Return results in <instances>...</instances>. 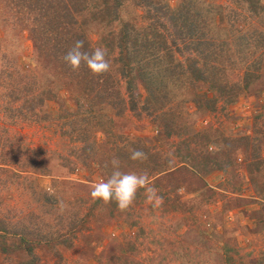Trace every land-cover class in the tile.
Listing matches in <instances>:
<instances>
[{
    "label": "trees",
    "instance_id": "16d2710c",
    "mask_svg": "<svg viewBox=\"0 0 264 264\" xmlns=\"http://www.w3.org/2000/svg\"><path fill=\"white\" fill-rule=\"evenodd\" d=\"M170 1L0 0L4 115L17 128L58 122L55 132L67 147L65 152L31 147L25 134L14 131L9 136V128L0 127V184L6 188L17 181L31 202L26 212L0 213V264H42L40 252L61 260L62 249L73 248L79 237L119 222L138 227L142 212L156 209L145 207L143 189L134 205L121 212L115 202L94 201L89 184L55 178L59 172L94 173L96 164L107 179L113 155L121 160L122 171H148L163 197L157 209L185 213L195 226L190 233L194 239L215 234L207 228L213 215L203 212V220L198 214L203 203L221 200L227 211V205L245 202L242 196L233 197L241 191L238 168L245 167L264 201L261 148L250 154L257 148L255 136L227 135L212 125L198 128L201 116L225 111L243 95L264 94V5L261 0H230V7L217 0H180L174 8ZM22 24L35 51V67L29 71L18 64L17 47L2 50L10 43L18 45L17 28ZM77 39L85 40L87 50L106 47L111 71L96 77L82 66L73 72L61 57ZM69 101L77 108L68 106ZM52 102L60 106L57 116L49 109ZM128 112L137 120L146 116L165 138L176 140L172 154L168 150L164 155L144 139L121 132L126 126L119 119ZM133 148L147 153V160L131 161ZM215 172L224 176L219 189L223 192L206 187V178ZM40 178L53 179L50 191ZM186 185L202 192L194 201L180 202L175 191ZM7 198L0 195V206ZM262 221L264 226V215ZM138 243L107 242L97 261L139 264L134 256ZM224 246L220 263L244 264L239 249L228 248L227 242ZM250 263L254 262L249 259L246 264ZM258 264H264V258Z\"/></svg>",
    "mask_w": 264,
    "mask_h": 264
},
{
    "label": "rangeland",
    "instance_id": "374dc122",
    "mask_svg": "<svg viewBox=\"0 0 264 264\" xmlns=\"http://www.w3.org/2000/svg\"><path fill=\"white\" fill-rule=\"evenodd\" d=\"M179 1L171 0L170 4L176 8ZM261 1L264 5V0ZM217 2L230 7V0H217ZM251 23L253 25L256 21L251 20ZM24 28L26 27L23 24L17 28L21 34V40L18 45L10 43V48L3 47L2 50L8 51L17 47L20 57L18 64L22 65L25 71H29L35 67V51L33 42L29 37L30 33L25 31ZM0 36H3L2 32H0ZM62 94L67 100L68 95L65 92ZM140 94L142 102L144 100L142 97L145 96L143 89L140 90ZM1 103L0 101V127L6 125L10 130L9 136L13 135L14 131H19L25 134L31 147H44L61 152L67 150L66 144L64 145L61 140V136L55 132L58 128V122L53 125L48 122L42 125H21L17 128L9 125L10 120L4 115V104ZM68 106L73 109L77 108L70 101ZM49 109L52 111L53 116H57L60 106L52 102L49 103ZM106 113H110V111L108 110ZM198 121V128L200 129L212 125L214 128H222L227 135L255 136L257 148L251 149L250 154H256L257 149L261 148L260 157L264 158V94L243 95L236 103L228 106L225 111L218 110L216 113L205 114ZM119 122L126 126V128L121 129V132H126L131 138L144 139L146 144L156 147L164 155L168 150V153L172 154V142L176 140L165 138L146 116L142 120H137L132 113L128 112L123 119H119ZM98 136L101 137L100 134ZM212 150L216 151L217 149L212 146ZM96 166L95 164L94 173L85 170H76L72 174L59 172V175L55 178L76 184H89L91 187L95 182L102 179L106 180L100 168ZM262 168H264V165ZM235 173H239L240 176L238 178H240L242 185L240 187L241 191H236L237 193L233 197L242 196L245 198V202L237 201L232 205H227L229 210L225 211L226 205L221 200H217L210 204L203 203L204 208L198 211L199 216L203 220L206 219V214H203V212H210L213 215L212 222L210 221L207 226V228H213L212 230L215 232L211 238L203 239L202 236L196 239L192 238L190 233L192 230L195 231V226L191 224L193 223L192 220H189V218L186 220L185 213L174 210L169 213H162L161 210L156 208L154 211H143L141 217L137 218L139 226L136 228L131 229L126 223L119 222V224L114 226H105L101 231L102 234L79 237L75 241L73 248L62 249L61 260L50 254L40 252L43 260L42 264H99L97 256L104 251L106 243L114 239L120 242H123L124 239L135 242L139 240L138 252L134 255L135 260L139 264H222L219 261V256L226 242L228 248L239 249V256H242L244 264L248 263L249 259L250 262H254L253 264H258L259 260L264 258V226L260 225L263 222L264 201L254 191L244 166L238 168ZM40 180L41 185L50 191L53 179L40 178ZM223 181L224 176L221 172L212 173L206 178V187L210 190L223 192V189L219 190ZM188 185L184 186L188 187L186 189L175 191L179 196L180 202L194 201L196 196L202 192L193 189L189 190V188L194 187H192L193 185ZM198 186L199 184L196 187ZM0 188L2 197L12 196L7 198L4 204L0 206L1 214L9 209H13V211L18 213L26 212L30 208L29 194L23 187L18 185L17 181L8 183L6 188L0 184ZM203 197L205 196L203 195ZM144 205L145 207L150 206L147 203ZM139 229L144 230L143 236H139ZM101 238L103 239L101 240ZM106 261L107 258L105 257L104 259L103 257V262L106 263Z\"/></svg>",
    "mask_w": 264,
    "mask_h": 264
},
{
    "label": "clouds",
    "instance_id": "9594fccd",
    "mask_svg": "<svg viewBox=\"0 0 264 264\" xmlns=\"http://www.w3.org/2000/svg\"><path fill=\"white\" fill-rule=\"evenodd\" d=\"M63 62L73 71L79 72L81 67L87 68L92 76H103L111 71L112 63L106 47L97 46L94 49H85V40L77 39L61 57ZM148 158L142 149H130L129 159L143 163ZM112 168L106 180L102 179L91 185L90 196L104 204L115 202L121 212H127L133 205L139 190L143 189L146 203L153 208L163 204V197L154 186L148 171H122L121 160L113 155L109 161Z\"/></svg>",
    "mask_w": 264,
    "mask_h": 264
}]
</instances>
